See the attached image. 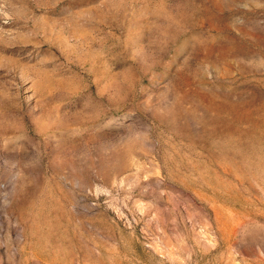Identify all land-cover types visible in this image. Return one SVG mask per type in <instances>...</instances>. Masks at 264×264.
Returning a JSON list of instances; mask_svg holds the SVG:
<instances>
[{
  "label": "rangeland",
  "instance_id": "1",
  "mask_svg": "<svg viewBox=\"0 0 264 264\" xmlns=\"http://www.w3.org/2000/svg\"><path fill=\"white\" fill-rule=\"evenodd\" d=\"M0 264H264V0H0Z\"/></svg>",
  "mask_w": 264,
  "mask_h": 264
}]
</instances>
